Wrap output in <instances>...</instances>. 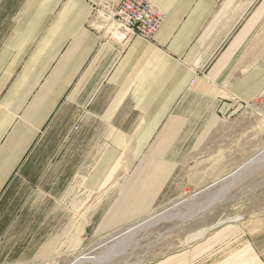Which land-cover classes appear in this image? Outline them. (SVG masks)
<instances>
[{
    "label": "crops",
    "instance_id": "0c3cea01",
    "mask_svg": "<svg viewBox=\"0 0 264 264\" xmlns=\"http://www.w3.org/2000/svg\"><path fill=\"white\" fill-rule=\"evenodd\" d=\"M101 1L0 0V264H65L178 200L214 143L263 144L264 0H150L161 27L126 45ZM221 221L145 264H264V213Z\"/></svg>",
    "mask_w": 264,
    "mask_h": 264
},
{
    "label": "rangeland",
    "instance_id": "374dc122",
    "mask_svg": "<svg viewBox=\"0 0 264 264\" xmlns=\"http://www.w3.org/2000/svg\"><path fill=\"white\" fill-rule=\"evenodd\" d=\"M249 137L251 136L247 138ZM217 144H219L218 146L222 145L223 148L221 149L224 152L220 160L213 161V156L218 149L216 143H214V148L211 151L208 149L204 151L203 155L199 153V155L195 156L186 168L187 175L184 179V193L178 200L161 207L157 213H162L183 200L187 201V208L192 205L205 203L214 197L225 185L232 182L233 185L229 189L230 192H227L217 203L215 202L204 214H200L186 221H181L176 218L162 221L156 227L152 226L153 228L141 232L138 237L139 242L137 243L135 235L138 230L133 235L134 239H131V244L125 247V250L123 248L122 253H120L121 255L119 254L107 264H145L152 262L174 250L184 234L190 230L216 224L221 220L223 222L225 218H230L233 214L235 215L237 213L244 214L246 220L250 216L253 217L254 215L264 213V157L258 161V156L253 165H250L246 170L238 173L233 178L226 179L224 182L217 184L218 188L215 185L216 188L213 186L215 189H208L197 195L205 186L212 184L222 176L230 174L231 171L229 170L241 166L244 161L252 159L255 154L257 156L259 150L260 152L264 150V139L260 147L257 146L246 156H244V149L240 148V145L231 148L225 146L222 141ZM189 167H197L198 169L195 172H188ZM29 191L30 188L26 184H23L20 179L16 178L12 182L5 200H3L5 202L1 204V212L4 213L2 215L6 217L9 212L23 208V198L29 194ZM186 207L180 209L175 208L171 213L177 214L179 212H185ZM145 229L148 228H142L140 230ZM97 243L86 244L83 251L92 248ZM79 255L80 253L69 259L65 264H68Z\"/></svg>",
    "mask_w": 264,
    "mask_h": 264
},
{
    "label": "built area",
    "instance_id": "2783aa9c",
    "mask_svg": "<svg viewBox=\"0 0 264 264\" xmlns=\"http://www.w3.org/2000/svg\"><path fill=\"white\" fill-rule=\"evenodd\" d=\"M95 11L109 40L126 45L135 38L151 41L164 21V15L150 0H102Z\"/></svg>",
    "mask_w": 264,
    "mask_h": 264
},
{
    "label": "bare ground",
    "instance_id": "6f19581e",
    "mask_svg": "<svg viewBox=\"0 0 264 264\" xmlns=\"http://www.w3.org/2000/svg\"><path fill=\"white\" fill-rule=\"evenodd\" d=\"M258 155H260L258 157V161L263 159L264 150L259 152L257 154V156ZM251 161L252 160L249 159L245 163H247V162L250 163ZM244 164H242V165H244ZM241 166H239V167H241ZM235 179H237V178H235ZM232 185H233L232 182L227 184V185H225L221 190H219L220 192L218 191L217 194L215 193L216 195L214 197L209 199L207 202L199 204V205H192V206H189L187 208L186 206H188V205H187V201L186 200H183V201H181L178 204L176 203V205L172 206L168 210H166V211H164L162 213H157L151 218L143 219V221H141L138 225H136V226L134 225L133 228H131V226H130V228L128 227L129 229L126 228L124 231H122V232H120V233H118L116 235L111 236L108 240L103 241V242L97 244L96 246H94L93 248L84 251L78 257H76L72 261V263L71 262L70 263L71 264H100V263H106L109 260H112V259L116 258L120 253H122L123 248L125 250V247H127L128 245L131 244L130 241H132L134 239L133 235H135V233L138 230H140L142 228H149V227L155 226L158 223H160L162 221H167L169 219H175L176 218V219H180L181 221H186V220L192 219V218H194V217H196V216H198L200 214H204L215 202L217 203V201L221 200L223 198V196L227 192H230L229 189L232 187ZM214 187H212V188H214ZM216 187L218 188V185ZM212 188H210L209 190H211ZM224 198H226V197H224ZM182 207H186L185 212H182V213L179 212L177 214H172L171 213L173 209H175V208L180 209Z\"/></svg>",
    "mask_w": 264,
    "mask_h": 264
},
{
    "label": "water",
    "instance_id": "95a60500",
    "mask_svg": "<svg viewBox=\"0 0 264 264\" xmlns=\"http://www.w3.org/2000/svg\"><path fill=\"white\" fill-rule=\"evenodd\" d=\"M258 156H260V155H258ZM258 156L254 157L253 159H251L252 161L250 163H248V162L245 163L244 165H242L241 167H239L238 169H236L233 173H231L227 177L223 178L222 180H220V181H218V182H216V183H214L212 185H209V186L205 187L200 192H198L197 195L199 193L205 192L206 190L212 188L213 186H215L217 184H220V183L224 182L226 179L233 178L238 173H241L242 171L246 170L250 165H253V163L256 162V159H257Z\"/></svg>",
    "mask_w": 264,
    "mask_h": 264
}]
</instances>
